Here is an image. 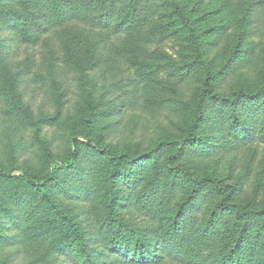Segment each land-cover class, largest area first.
<instances>
[{
	"label": "rangeland",
	"instance_id": "rangeland-1",
	"mask_svg": "<svg viewBox=\"0 0 264 264\" xmlns=\"http://www.w3.org/2000/svg\"><path fill=\"white\" fill-rule=\"evenodd\" d=\"M142 1L152 28L140 43L123 34L100 42L97 30L73 23L49 30L30 46L13 40V31L2 32L12 49L0 61V264H74L61 251L64 219L54 213L44 217L51 209L48 200L75 221L90 214L85 227L92 224L94 232L111 221L106 234L114 238L121 231V238L138 248L145 231L155 227L166 233L189 206L194 187L182 169L198 180L234 185V204L264 212L261 126L235 110L244 96L248 102L264 95V0H175L196 30L213 84L192 139L206 67L196 60L174 9L165 0ZM256 101L264 107V97ZM76 137L95 145L74 147ZM181 148L188 154L176 159ZM107 151L137 161L120 173ZM157 169L162 193L173 196L159 208L155 203L156 222H147L146 213L132 206L112 214L117 186L118 202L125 205L122 200L135 195ZM206 187L194 204V227L212 235L218 263L241 264L232 251L242 221L222 211L220 195ZM263 221L264 214L251 222L250 233L262 235ZM70 236L78 255L79 238ZM84 257L76 256L91 264ZM162 264L177 263L168 256Z\"/></svg>",
	"mask_w": 264,
	"mask_h": 264
},
{
	"label": "trees",
	"instance_id": "trees-1",
	"mask_svg": "<svg viewBox=\"0 0 264 264\" xmlns=\"http://www.w3.org/2000/svg\"><path fill=\"white\" fill-rule=\"evenodd\" d=\"M6 2L10 3L5 4ZM146 4L147 2L142 0H1L0 61L7 59L12 49L6 37H1L5 29L13 31V40L20 41L23 45L28 46L36 45L41 36L49 32V30L58 29L69 23L75 24L76 28L85 26L97 30L95 34L97 35L96 37H100V42L107 43L113 36L123 34L131 41L134 42L136 40L140 43L143 36L152 28L150 27V23H152L150 18L152 16L150 15L151 17L148 16L149 18L146 19L144 15ZM6 5L9 8H6ZM164 5L171 6L177 16L180 17L192 45L196 48V60L204 65L207 70L206 87L202 89L203 93L199 97L198 118L190 128V139H192L196 138L195 133L204 119L202 107L205 104V97L206 95L211 96L213 92L212 77L207 63L201 59V47L197 39L196 30L188 14L175 0H165ZM158 27L162 29V26ZM81 32H86V30L81 29ZM163 32H166L165 29ZM76 41H79V38ZM69 48V45H67L66 52L69 51ZM263 97L264 95H257L246 102L247 97L244 96L241 101L235 103V110L242 119H246L250 115L251 120L261 126L260 128L258 127L257 133L262 135L264 139V107L256 101ZM237 114L235 115L238 116ZM237 128L241 129L240 122L237 124ZM80 144L95 145L88 137H76L72 140L74 147H78ZM200 152L202 151H196V153ZM106 154L117 163L116 166L120 168V173L127 171L137 161V159L126 155H114L111 151H107ZM187 154L188 150L181 148L176 159H181ZM181 167L183 166L181 165ZM181 174L190 177L194 187L189 206L179 212L175 224L166 233H160L155 227L145 231L146 234L140 239L137 250L129 244L130 239L126 236L121 238V231L120 235L118 234L117 236L116 234L114 238H110L109 234H106L110 232L109 227L111 230L113 228L111 221H109L107 229L103 225L100 227L103 231L95 229L94 232V229L91 228L92 224L85 227V224L90 221V214L85 213V216H83L84 221H75V219L64 215V212L52 200H48L51 209L44 210L46 211V213L44 212V217H50L54 213V215L62 216V219H64L62 229L65 227V230L62 231V235L65 234L66 237L62 241L61 251L63 253L66 252V254L63 256L71 257L74 264H86L80 259L77 260L76 256L81 254H85V260L87 259L91 264H97L94 263L96 259H107L104 264H127L129 262L133 264H162L163 261L167 260L168 256H172L177 264H220L216 259L218 249L212 239V235L207 230H200L194 227V204L200 198V193L205 191L207 184H209L214 187L221 197L218 207L222 211L233 212L242 221L239 245L235 251H232V257L237 255L241 264H264V221L260 230L263 231L262 235L259 233L253 235L249 229L250 223L256 222L258 217L264 212L261 213L256 209H247L244 206L234 204L232 202L236 192L234 185L223 184L216 179L209 180L205 178L198 180L194 175H190L183 169ZM47 180H50V178L42 181L46 182ZM122 184L123 182H121ZM161 185V175L159 169H157V173H155L153 178L148 182L145 181L137 189L135 195H129L125 199L122 198V201L126 200L125 205L118 202L121 197L118 192V187L120 186H117V192H115L114 197L112 196V214L118 213L120 209H124V206H132L146 213L147 222L155 223L157 218L154 215L157 210L154 212V209L172 201L173 196V192L169 196L164 195ZM156 202H158V205L154 207ZM72 234H76L80 241L78 244V255L72 253L74 248L70 242V235ZM145 241H148L149 244ZM134 251L138 252L134 253ZM117 254L120 256L119 258H112L113 255ZM60 255H62L61 252Z\"/></svg>",
	"mask_w": 264,
	"mask_h": 264
}]
</instances>
